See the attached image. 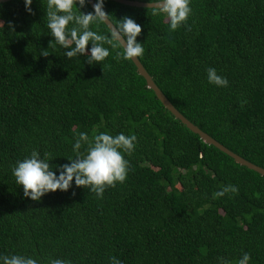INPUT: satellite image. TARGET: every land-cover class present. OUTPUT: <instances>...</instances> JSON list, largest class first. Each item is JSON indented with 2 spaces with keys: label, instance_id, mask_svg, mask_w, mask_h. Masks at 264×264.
<instances>
[{
  "label": "trees",
  "instance_id": "16d2710c",
  "mask_svg": "<svg viewBox=\"0 0 264 264\" xmlns=\"http://www.w3.org/2000/svg\"><path fill=\"white\" fill-rule=\"evenodd\" d=\"M103 6L114 24L127 16L141 26L138 59L174 107L264 168V0H190L192 12L176 31L152 8ZM30 7L0 2V264L13 255L37 264H111L113 256L122 264H238L244 252L248 264H264V175L175 118L132 60L116 58L122 47L105 44L110 55L101 63L66 58L47 27V0ZM77 7L93 11L88 2ZM90 27L110 33L105 23ZM209 67L228 87L208 82ZM81 132L89 142L100 133L137 137L130 155L121 150L125 182L102 198L74 179L68 191L25 197L12 171L17 161L35 150L58 176L76 157ZM227 185L238 194L213 198Z\"/></svg>",
  "mask_w": 264,
  "mask_h": 264
},
{
  "label": "clouds",
  "instance_id": "9594fccd",
  "mask_svg": "<svg viewBox=\"0 0 264 264\" xmlns=\"http://www.w3.org/2000/svg\"><path fill=\"white\" fill-rule=\"evenodd\" d=\"M25 9L32 13L30 7L32 0H24ZM87 0H47L46 17L47 27L57 44L67 51L66 58L72 59L77 56H86L89 64L101 63L109 55V49L104 47L110 45L113 49L122 47L123 52H117L116 58L132 60L140 58L144 54V47L137 42V36L141 34L142 28L133 19L125 16L113 24L109 14L104 11V0H96L92 5L93 11L83 13L80 8L86 6ZM152 15L166 14L170 21L169 31H176L180 26L187 23L192 12L190 0H151ZM105 23L110 28L109 35L98 34L91 30V25ZM74 25L69 28V25ZM9 28H12L9 22ZM91 42L90 49L87 47ZM74 45V46H73ZM40 55L47 56V51ZM207 79L210 84L226 88L229 81L226 77L217 74L216 69L209 67ZM246 103L242 101L241 104ZM135 135L126 136L120 133L112 136L100 133L89 142L86 133H79L73 144V151L77 153L75 158H68L70 163L60 165L57 176L49 163L51 159H41L40 154L33 150L31 156L22 161H17L13 168L16 183L23 187L25 197L33 201H39L49 192L68 191L72 182L77 187L90 188L97 198H102L108 187H115L117 183L125 182L129 171V161L121 153L131 154L135 149ZM83 144H87L86 154H80L79 150ZM238 194V187L234 185L224 186L220 191L213 194V198L223 197L225 194ZM250 255L244 252L238 264H248ZM221 264H228L222 258ZM3 264H37L31 257L13 255L4 256ZM111 264H122L116 257H110ZM50 264H71V261L54 259Z\"/></svg>",
  "mask_w": 264,
  "mask_h": 264
},
{
  "label": "water",
  "instance_id": "95a60500",
  "mask_svg": "<svg viewBox=\"0 0 264 264\" xmlns=\"http://www.w3.org/2000/svg\"><path fill=\"white\" fill-rule=\"evenodd\" d=\"M9 0H0V2H5ZM119 2L121 4L129 5V6H136V7H148L151 8L149 3L151 2H145V1H139V0H112ZM91 8L93 9L92 5L96 2L95 0H87ZM113 23V22H112ZM114 24V23H113ZM107 25V24H106ZM109 28V26L107 25ZM110 29V28H109ZM134 65L136 66V70L138 74H140L146 81V85L148 88L152 89L156 95V97L160 100V102L163 104V106L169 110L175 118L179 119L181 123L185 124L187 128H189L192 132L199 135V137L207 144H212L221 151L227 153L230 155L237 163L247 166L250 169H253L260 174L264 175V168L244 159L240 155L234 153L227 147H225L223 144L215 140L213 137H211L209 134L201 130L198 126L193 124L189 119H187L182 113H180L174 105L169 101V99L163 94V92L160 90V88L156 85L154 82L152 76L147 72V70L144 68L142 63L139 59H135L132 61Z\"/></svg>",
  "mask_w": 264,
  "mask_h": 264
}]
</instances>
